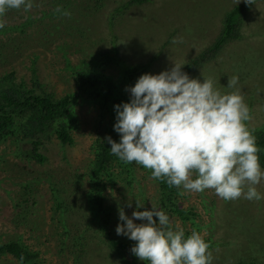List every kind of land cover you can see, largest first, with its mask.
<instances>
[{"label":"rangeland","instance_id":"rangeland-1","mask_svg":"<svg viewBox=\"0 0 264 264\" xmlns=\"http://www.w3.org/2000/svg\"><path fill=\"white\" fill-rule=\"evenodd\" d=\"M125 1L32 0L28 12L8 10L0 17L5 25L0 29V81L11 72L16 82L23 80L30 88L34 79L55 97L74 92L73 71L92 66L91 60L112 52L115 44L119 58L127 64L145 63V73L158 74L172 62L181 63L190 78H211L221 91L234 90L222 86L237 76L235 87L250 111L247 128L264 125V0L248 4L241 38L201 64L191 62L215 40L224 13L244 0H151L122 9ZM57 6L71 15L56 13ZM173 37L183 42L173 44ZM115 65L98 63L94 68L117 78ZM75 113L73 141L62 145L52 137L39 150L43 162L22 156L13 139L0 143V244L20 241L37 252L39 264H121L106 235L135 242L115 233L117 208L128 216L136 201L143 204L136 210L150 209L157 201L156 184L150 172L136 164L128 177L115 166L113 180L98 189L112 215L104 228L89 193L96 189L89 167L95 139L109 126L108 135H119L107 116L97 124V103L84 93L77 98ZM255 187L264 197V181ZM178 202L194 209L195 216L182 222L170 215V223L186 235L193 229L200 233L212 264H264V198L225 201L211 189L194 193L181 188ZM135 263L147 264L137 257ZM0 264L20 263L2 254Z\"/></svg>","mask_w":264,"mask_h":264},{"label":"clouds","instance_id":"clouds-1","mask_svg":"<svg viewBox=\"0 0 264 264\" xmlns=\"http://www.w3.org/2000/svg\"><path fill=\"white\" fill-rule=\"evenodd\" d=\"M31 8L32 0H0V17L8 10ZM54 11L71 15L60 6ZM4 26L0 20V29ZM182 42V37L172 38L173 44ZM183 65L172 62L171 68L143 73L125 86L128 101L113 105L112 128L119 141L105 138L110 153L125 164L150 170V178L169 187L194 193L211 189L225 201L241 196L261 200L264 197L255 186L264 181V169L245 123L250 111L235 87L238 77L233 75L222 86L234 90L221 91L211 78H190ZM142 207L136 201L131 216L117 208L114 231L135 242L131 254L147 264H212L209 245L200 233L193 229L186 235L162 209L151 204L150 209L136 210Z\"/></svg>","mask_w":264,"mask_h":264},{"label":"trees","instance_id":"trees-1","mask_svg":"<svg viewBox=\"0 0 264 264\" xmlns=\"http://www.w3.org/2000/svg\"><path fill=\"white\" fill-rule=\"evenodd\" d=\"M151 0H126L120 7L130 8L135 5H142ZM249 5L245 2L232 6L224 13L221 28L215 40L191 62L201 64L213 59L225 44L232 40L241 38L244 16ZM98 63L109 66L116 64L120 70L117 78L104 74L94 68ZM92 66L75 69L74 92L65 93L55 97L49 92H45L38 87V83L33 79L32 87H27L21 80L16 82L13 73H7L0 81V143L13 139L18 143V151L22 156L33 159L37 162L45 161V156L39 150L52 137L60 144H70L73 139L70 134L75 123V105L81 93L95 100L97 103V124L100 125L107 116L109 123L114 124L115 112L114 104L127 102L129 96L125 94V86H131L139 75L145 73L147 66L145 63L127 64L118 55V48L114 44L112 52H104L97 59L91 60ZM182 71H184L182 69ZM107 122V121H106ZM104 123V122H103ZM255 137L258 148L257 156L262 169H264V125L255 128H248ZM107 132L102 137L98 136L93 143V159L89 167V176L93 188L91 197L96 203V211L101 218L102 226L111 220V210L105 205L104 196L99 191L104 181H112V170L115 166L125 174V177L132 176L133 165L125 164L109 151L110 145L106 137L118 142L119 136L108 135ZM139 168L145 169L142 166ZM150 172V170L146 169ZM105 177L103 180H99ZM156 186L157 201L155 206L162 209L168 216L173 215L182 222L192 220L195 211L191 207H182L178 202L181 188L169 187L163 180L153 179ZM108 227V226H107ZM111 234V232H108ZM107 236L108 246L115 249L119 255L121 264H136L135 256L130 252V244L120 240L117 236ZM10 254L17 259L20 264H39L35 259L37 252L30 250L25 244L17 240L4 241L0 244V255ZM235 264H257L254 260H239Z\"/></svg>","mask_w":264,"mask_h":264}]
</instances>
